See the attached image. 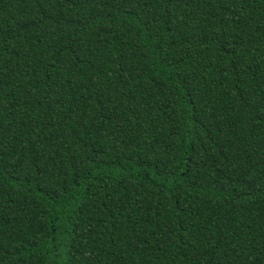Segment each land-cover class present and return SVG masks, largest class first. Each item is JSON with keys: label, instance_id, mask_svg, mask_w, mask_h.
Instances as JSON below:
<instances>
[{"label": "trees", "instance_id": "obj_1", "mask_svg": "<svg viewBox=\"0 0 264 264\" xmlns=\"http://www.w3.org/2000/svg\"><path fill=\"white\" fill-rule=\"evenodd\" d=\"M0 264H264V0H0Z\"/></svg>", "mask_w": 264, "mask_h": 264}]
</instances>
